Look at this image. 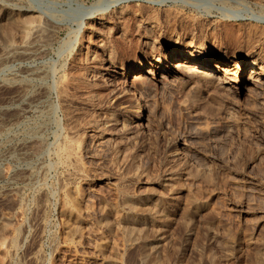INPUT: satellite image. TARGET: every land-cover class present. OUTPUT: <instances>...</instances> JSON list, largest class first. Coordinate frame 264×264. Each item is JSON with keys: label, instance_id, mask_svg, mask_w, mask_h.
Returning <instances> with one entry per match:
<instances>
[{"label": "rangeland", "instance_id": "374dc122", "mask_svg": "<svg viewBox=\"0 0 264 264\" xmlns=\"http://www.w3.org/2000/svg\"><path fill=\"white\" fill-rule=\"evenodd\" d=\"M263 61L264 0H0V264H264Z\"/></svg>", "mask_w": 264, "mask_h": 264}, {"label": "bare ground", "instance_id": "6f19581e", "mask_svg": "<svg viewBox=\"0 0 264 264\" xmlns=\"http://www.w3.org/2000/svg\"><path fill=\"white\" fill-rule=\"evenodd\" d=\"M105 13L103 12V13H100V14H98V20H100V21H105V20H107V18L105 17ZM106 18V19H105ZM38 21V20H37ZM86 21V20H85ZM106 22V21H105ZM84 24V23H83ZM203 49V48H202ZM189 50H194L195 52L196 51H198V50H195V48L194 47H192V46H190L189 47ZM201 51V50H200ZM203 52H204V50H203ZM186 54V53H185ZM180 56V55H179ZM184 59V58H183ZM196 60H190L189 62H182V63H179V64H176V70H179V68H183L184 70L186 69V70H188V71H190V70H193V72H198V73H202L203 74V71H205L204 69H211V68H213V66H212V64L211 63H200V65L202 66V70L200 69V68H198L197 66H195V67H193L194 65L192 64L193 62H195ZM205 61V60H204ZM213 61V60H212ZM192 62V63H191ZM200 62V61H199ZM192 64L193 66H190L189 64ZM197 63V62H196ZM224 63V62H223ZM263 63H264V61H263ZM255 64H256V62H254V63H252V65L251 66H255ZM197 65H198V63H197ZM262 66V65H261ZM261 66L260 67H258L257 66V68L259 69V70H261ZM142 67V66H141ZM144 67V66H143ZM149 67V66H148ZM157 67V66H156ZM150 68V67H149ZM175 68V67H174ZM144 69V68H143ZM190 69V70H189ZM196 69H198V70H196ZM255 68H252L251 70H249L250 71V73H251V76L249 77V79L257 86V85H261V82L262 81H260L259 80V77L257 76V75H259L255 70H254ZM158 71V70H157ZM168 73H170V72H173V69H167L166 70ZM130 72V71H129ZM162 72H165V70H162ZM189 73V72H188ZM197 73V74H198ZM250 73H248V74H250ZM260 73V72H259ZM263 73V72H262ZM261 73V74H262ZM208 74V73H207ZM161 77H163L162 75H161V73L159 74ZM204 75H206V73L204 74ZM128 76V75H127ZM201 76H203V75H201ZM260 76H264V74L263 75H260ZM208 77H211L210 75L208 76ZM244 77V76H243ZM163 79V78H162ZM218 79V78H217ZM262 79H264V78H262ZM225 80V79H224ZM207 81V80H206ZM264 81V80H263ZM255 87V86H254ZM259 88V87H258ZM223 89V88H222ZM260 89V88H259ZM128 90V89H127ZM126 90V91H127ZM225 90V89H224ZM228 90V89H227ZM128 94V93H127ZM131 94V93H130ZM135 95V94H134ZM131 96V95H130ZM129 96V97H130ZM128 97V98H129ZM130 98H135V97H130ZM143 98V97H142ZM141 99V98H140ZM139 99V100H140ZM139 100H137V101H139ZM137 103V102H136ZM139 104V108L141 109V105H140V102L138 103ZM143 104V103H142ZM146 105V104H145ZM138 107V106H137ZM138 108V109H139ZM135 109V108H134ZM137 109V111H139ZM136 114V113H135ZM140 115V114H139ZM142 115V114H141ZM70 145V144H69ZM68 145V146H69ZM61 146V145H60ZM67 145L64 147V148H62V149H60V151L62 152V155L61 156H65V157H69V159H70V157L71 156H74V154L71 152V150H70V147H68ZM72 151H73V149H72ZM77 151V150H76ZM74 152V151H73ZM65 159V158H64ZM62 163V162H61ZM68 163V162H67ZM65 164V163H64ZM209 165V164H208ZM207 165V166H208ZM141 204V203H140ZM133 223V222H132ZM16 239V238H15ZM263 259V258H262Z\"/></svg>", "mask_w": 264, "mask_h": 264}]
</instances>
